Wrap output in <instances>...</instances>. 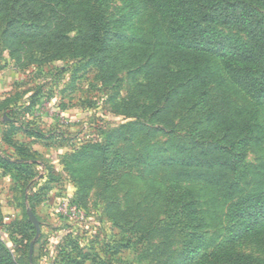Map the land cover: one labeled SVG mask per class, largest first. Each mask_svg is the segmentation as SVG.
Segmentation results:
<instances>
[{
  "label": "rangeland",
  "instance_id": "rangeland-1",
  "mask_svg": "<svg viewBox=\"0 0 264 264\" xmlns=\"http://www.w3.org/2000/svg\"><path fill=\"white\" fill-rule=\"evenodd\" d=\"M38 1L53 9L0 0V157L15 143L24 166H0V264H214L204 258L220 246L264 264V210L250 232L236 222V209L264 192V94H251L219 53H206L215 112L227 117L231 103L246 111L237 120L250 121L243 132L216 126L185 71L167 66L177 75H162L145 59H124L119 37L105 53L79 48L73 40L86 33L93 0ZM98 2L110 36L155 37L137 0ZM44 36L67 47L54 50ZM242 139L236 169L150 170L155 159ZM67 204L81 220L64 214Z\"/></svg>",
  "mask_w": 264,
  "mask_h": 264
},
{
  "label": "trees",
  "instance_id": "trees-1",
  "mask_svg": "<svg viewBox=\"0 0 264 264\" xmlns=\"http://www.w3.org/2000/svg\"><path fill=\"white\" fill-rule=\"evenodd\" d=\"M32 2L33 5L43 4L45 7L42 9L46 12L47 9L48 11L53 9L44 2L38 0ZM137 3L141 8V13L137 17H143L154 24L152 30L154 38L146 41L144 37L133 35L128 36L129 38L117 33L110 36L107 31L110 26V14L98 0H93V4L84 15L83 23L87 31L84 36L76 37L73 41L83 43L79 48L84 52L93 50L105 53L114 49L113 39L119 37L123 41L119 50L124 59L130 62L145 59L151 63L157 74L177 75L169 71L167 66H175L180 72L188 73L189 84L193 86L192 93L198 92V106L205 110L212 124L228 127L233 132H243L247 129L250 121L237 120L246 113L243 108L228 103L231 105L227 107L230 113L225 118L219 117L215 112L210 102V85L203 79L205 67L202 60L206 53H219L251 94L263 95L264 11L261 8L264 0H137ZM217 27L230 28L241 33L249 44L239 37L225 35L217 30ZM40 41L44 45L52 46L54 50L58 46L67 47L66 41L58 43L45 36L42 40L40 38ZM15 126L13 128L17 130L19 127ZM245 140L242 139L238 145L229 144V149L217 144L210 145L205 150L192 148L190 155L187 156L176 155L168 159H155L150 163V170L154 172L158 168L193 172L233 170L241 163L236 148L238 146L241 148L242 144H246V147ZM13 145L14 153H4L3 156L8 158L0 157V166L10 164L15 170L23 171L24 166L17 159L22 152L18 151L17 144ZM9 158H14L13 162ZM252 199L255 202H248L243 209H236L239 212L236 222L238 225L247 223L246 232H250L249 227L258 224L262 219L260 211L264 210V192L253 196ZM2 252L0 247V259ZM209 257L214 264H247L248 260V257L227 251L223 246L216 248L204 259Z\"/></svg>",
  "mask_w": 264,
  "mask_h": 264
},
{
  "label": "built area",
  "instance_id": "built-area-1",
  "mask_svg": "<svg viewBox=\"0 0 264 264\" xmlns=\"http://www.w3.org/2000/svg\"><path fill=\"white\" fill-rule=\"evenodd\" d=\"M62 211L64 212V214H65L68 218H70V219H72V220L78 221V220H81V219H82V216H81V212H80V210H79L77 207H75V206H71V205H69V204L64 205ZM9 219H10L9 216L4 217V221H5V222H6V221H9Z\"/></svg>",
  "mask_w": 264,
  "mask_h": 264
},
{
  "label": "water",
  "instance_id": "water-1",
  "mask_svg": "<svg viewBox=\"0 0 264 264\" xmlns=\"http://www.w3.org/2000/svg\"><path fill=\"white\" fill-rule=\"evenodd\" d=\"M27 215H28L29 221L33 224V226L35 227V229L38 233V222H37L33 212L31 210H28ZM32 248H33V244L30 245V256L32 254Z\"/></svg>",
  "mask_w": 264,
  "mask_h": 264
},
{
  "label": "crops",
  "instance_id": "crops-1",
  "mask_svg": "<svg viewBox=\"0 0 264 264\" xmlns=\"http://www.w3.org/2000/svg\"><path fill=\"white\" fill-rule=\"evenodd\" d=\"M7 121H9L8 119H6ZM9 150V152H12L13 151V148H11V149H8Z\"/></svg>",
  "mask_w": 264,
  "mask_h": 264
}]
</instances>
